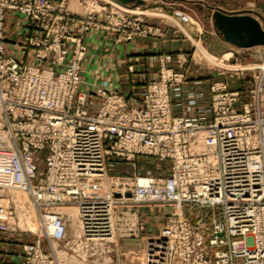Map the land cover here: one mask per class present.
<instances>
[{"label": "built area", "instance_id": "obj_1", "mask_svg": "<svg viewBox=\"0 0 264 264\" xmlns=\"http://www.w3.org/2000/svg\"><path fill=\"white\" fill-rule=\"evenodd\" d=\"M62 5L0 0V194L24 191L40 228L21 264H60L51 244L67 233L65 205L76 207L83 237L96 242L114 234L118 217L135 218L142 203L173 206L164 236L143 250V264H264V62L247 100L226 82L211 83L208 122L172 111L170 88L185 74L169 64L183 65L180 55H163L160 75L140 101L104 88L93 97L82 85L86 46L68 30L69 21L88 29L92 13ZM4 8L22 12L40 32L23 42L38 63L6 51ZM132 12L115 8L105 21L117 15L114 25L127 39L158 34ZM183 106L192 109L190 102ZM137 154L170 160L169 173L116 182L108 173L113 158L133 161ZM217 205L223 217H213L208 232L201 209ZM208 234L209 244L225 246L213 256Z\"/></svg>", "mask_w": 264, "mask_h": 264}, {"label": "rangeland", "instance_id": "obj_2", "mask_svg": "<svg viewBox=\"0 0 264 264\" xmlns=\"http://www.w3.org/2000/svg\"><path fill=\"white\" fill-rule=\"evenodd\" d=\"M51 1L62 3V8H67L70 12L83 13L88 10L87 12L92 13L91 15L94 20L90 27L84 31L78 30V24L73 25L71 21H69L68 24V30L72 34L82 36L83 38V42L86 46L84 58L87 52L85 35L91 30H99L105 34H110L117 42H129L138 36H161L163 33L161 24H168L169 26L178 28L189 42V51L182 56V58H184V64L180 66V64L176 62L179 68H174L184 72L183 68L187 62V57H190L189 59L199 62L204 66L207 72H212L215 74V77L217 76L216 80H212L211 83L214 81H223L227 83L226 80H223L224 76L230 77L231 80L233 76V78L237 80V84L242 87L244 85V88L247 87L248 89L245 94L241 88H237L242 92L243 101L249 98V89L260 73V68L258 66L264 62V45L248 48L231 45L234 47L233 49L235 52L232 57L230 56V53H226L225 55L212 53L205 44V38L211 31L206 16L197 8L188 7V4H186L184 0H175L177 1L175 4H172L174 0H144V3L140 4L137 8H132L121 0H81V3L79 0H72L71 4H69L70 0ZM208 1L213 5H222L233 12L251 13L253 16H256L264 28V0ZM162 6L164 8H162ZM115 8H123L128 11H133V14H138L139 17H142L143 19V27L154 26L159 29L158 34H140L135 35L131 39H127L124 33V28H119L114 25V22L117 20V15L112 17V22L105 21L109 12L113 11ZM187 15L193 16L196 21L188 18ZM27 18L28 17L22 12L15 11L12 8H4L2 19L3 41L7 52L10 54H20L21 56H24L28 62L36 64L39 61L35 57L32 47L27 46V49L24 48L23 42L27 41L30 37H38L40 32L28 26L29 20ZM148 19H157V22H148ZM180 24L184 25L181 26ZM21 25L25 28V31H21L20 27L18 28V26ZM33 29L35 31H33ZM128 30L129 28L126 27V33ZM68 45L70 46V44ZM210 53L217 58L216 61H214L215 59L210 58ZM166 54H171L173 56L180 55L172 53ZM166 54H160L159 56L160 70L161 58ZM172 63L173 62L169 65ZM158 77L152 79H157ZM150 80H148V82ZM229 83H231V81ZM99 88L104 87L96 85L90 91L87 90V92L90 96L94 97V92ZM122 95L133 102L140 101L142 98ZM38 153L39 156L37 157V163L40 168H43L45 166L44 156L47 153V149H42ZM111 163L112 164H110L108 170L109 175H116L123 181L134 184L133 179L124 177L134 175L143 176L147 174L166 175L169 173L167 167L170 164V160L160 159L152 155L137 154L133 161L113 158ZM116 164H118L117 167L113 166ZM8 199L9 202L7 201ZM32 206L33 205L30 203L27 194L20 189H7L0 194V231L8 236L7 243L9 245H7L8 248L5 247V249L8 250L10 255H6L8 254L4 252L6 250L0 247V264H21L25 260V245L35 243L39 238V221L37 219L35 208L33 209ZM172 209V205L142 203L137 209V215L135 218L124 219L118 217L116 219L115 231L111 237L105 240L92 242L85 240L83 237L76 207L71 204L65 205L63 210L65 211L66 216L67 233L64 238L52 241L51 248L53 252L51 253H53L55 257L56 255L58 256L60 264H143V250L149 240H160L164 236L165 226L168 222V214ZM32 211L34 214L33 217L31 214ZM201 214L207 225V231L210 232L213 228V217L219 219L223 217L222 206L217 205L214 207H205L201 209ZM22 217H27L26 219L33 218V224L32 222L29 224L26 220H22ZM130 227H132V229H130ZM209 237L208 234L206 236V244L208 253L213 256L215 255L216 250L223 249L225 246H214L209 244ZM46 244L48 245V242H46ZM15 256H20V261L16 262ZM4 257L6 259L9 258L10 261L4 262Z\"/></svg>", "mask_w": 264, "mask_h": 264}, {"label": "crops", "instance_id": "obj_3", "mask_svg": "<svg viewBox=\"0 0 264 264\" xmlns=\"http://www.w3.org/2000/svg\"><path fill=\"white\" fill-rule=\"evenodd\" d=\"M79 1L81 3V0ZM184 1L188 4V7H195L206 16L208 25L211 28V31L205 38L206 47L212 51V53L223 55L230 53L232 57L235 52L233 49L234 47L231 45H238L225 40L224 37L217 32L212 14L216 8L226 12L233 11L222 5H213L209 3L208 0ZM71 2L72 0L69 1V4H71ZM163 2L166 3L165 1ZM176 2L177 1L174 0L172 4ZM125 3L132 8H137L140 4L144 3V0H127ZM162 8L164 7L162 6ZM187 17L196 21L191 15H187ZM147 21L157 22V19H148ZM161 25L163 29L161 36H138L129 42H117L110 34H105L99 30L87 32L85 35L87 52L82 61L81 73L83 87L90 91L96 85H101L111 93H122L128 97L141 98L145 92L148 80L156 78L159 75L160 54H180L182 57L189 51V42L178 28L169 26L168 24ZM180 25L183 26L184 24ZM19 27L21 31H25L22 25L18 26V28ZM263 45L264 44L253 46ZM214 57L215 56L210 53V58L216 61L217 58ZM189 58L190 57H187V62L183 68L185 73L183 82L170 88L172 110L175 114H197L201 121L208 122L210 120V84L212 80H216L217 76L215 77V74L212 72H207L204 66L199 62H195ZM171 65L175 68H179L176 62H173ZM223 80L227 81L229 87L241 88L246 94L248 90L247 87L244 88V85L242 87L237 84V80L233 78V76L232 80L228 76H224ZM230 81L231 83H229ZM95 99L100 101L101 97L95 96ZM186 102L192 104V109L189 111L183 106ZM113 166L117 167L118 164ZM7 239L8 236L0 231V247L4 248V250H6L5 247L8 248L7 245H9ZM4 252L8 253V250ZM6 255L10 256L9 253ZM3 259L4 262L10 261L9 258L6 259L4 257ZM20 259V256H17L15 260L18 262Z\"/></svg>", "mask_w": 264, "mask_h": 264}, {"label": "water", "instance_id": "obj_4", "mask_svg": "<svg viewBox=\"0 0 264 264\" xmlns=\"http://www.w3.org/2000/svg\"><path fill=\"white\" fill-rule=\"evenodd\" d=\"M127 1V0H121ZM214 25L225 40L241 47L264 44L261 22L247 12H226L216 8L212 14Z\"/></svg>", "mask_w": 264, "mask_h": 264}, {"label": "bare ground", "instance_id": "obj_5", "mask_svg": "<svg viewBox=\"0 0 264 264\" xmlns=\"http://www.w3.org/2000/svg\"><path fill=\"white\" fill-rule=\"evenodd\" d=\"M255 17H256V16H255ZM113 179L116 180V182H119V183H120V182H126V181H123L120 177H117V176H114ZM31 214H32V217H33V215H34V214H33V211L31 212ZM26 218H27V217H26ZM26 218L22 217V220H24V221L26 220V222L29 223V224H30V222L33 221V218H32V219H29V218L26 219ZM21 222H23V221H21ZM23 224H24V223H23ZM32 224H33V222H32ZM28 226H30V225H28Z\"/></svg>", "mask_w": 264, "mask_h": 264}]
</instances>
